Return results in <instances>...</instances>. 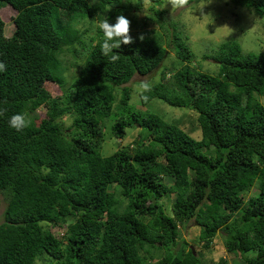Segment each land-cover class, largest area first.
<instances>
[{"label":"trees","instance_id":"obj_1","mask_svg":"<svg viewBox=\"0 0 264 264\" xmlns=\"http://www.w3.org/2000/svg\"><path fill=\"white\" fill-rule=\"evenodd\" d=\"M201 1L211 0L189 4ZM225 1L264 16V0ZM145 3L148 14L138 19ZM163 4L0 0L16 11L10 37L0 17V101H7L0 103V264H205L184 240L172 249L179 225L190 221L200 228V248H214L220 234L232 264H264V106L256 98L264 96V53L222 42L212 57L218 74L204 73L192 65L182 31L157 8ZM119 14L131 21L135 42L114 49L112 62L92 27ZM171 52L180 67L161 66L139 103L195 113L197 139L130 103L126 85ZM40 108L45 116L36 123ZM24 112L29 126L9 127V117ZM127 129L136 136L103 156L105 131L124 140ZM172 196L167 215L162 200Z\"/></svg>","mask_w":264,"mask_h":264},{"label":"rangeland","instance_id":"obj_2","mask_svg":"<svg viewBox=\"0 0 264 264\" xmlns=\"http://www.w3.org/2000/svg\"><path fill=\"white\" fill-rule=\"evenodd\" d=\"M151 5L144 4L142 12L137 13L138 19L148 14V8ZM159 10H165L168 20H171L176 24L175 28L181 30L185 44L189 47L193 53L192 65L198 70L210 74L217 75L220 70V65L212 60V57L216 54L217 48L222 42L234 40L241 46L242 53H264V16L256 15L248 9L237 7L234 8L232 4L225 0H211L201 1L198 3H191L184 8H172L168 0H164V4L157 7ZM16 15V11L9 5L0 7V17L4 22V35L10 37L14 31L13 17ZM96 23H93L92 29H94ZM156 28L157 26H151ZM86 26L82 27V29ZM161 31V30H160ZM172 32V29H169ZM135 32L133 28L131 35ZM92 31L87 33V36H91ZM134 36V35H132ZM187 38V39H185ZM71 61L70 55L66 56ZM161 66H166L168 70H175L180 67L176 60L175 53H172L161 63L160 67L154 70L152 73L146 76L135 75L131 81L126 85L131 90L130 103L135 106L136 109L145 111L148 109L149 113H154L160 116L163 120L169 123L178 124L186 132H191V136L194 138H200L199 128H195L196 115L195 113L186 109L171 107L160 100H152L147 106H142L139 103L138 88L142 81H146L149 84L152 81H157L159 78V71ZM74 69L69 68V71L64 74L66 84L71 82V74ZM55 94L58 93L56 87H52ZM256 98L264 106V96ZM39 123L40 118L45 116V109L40 108L36 111ZM64 126L70 125V118L63 119ZM191 127V128H190ZM194 129V130H193ZM137 134V130H126V136L124 140H117L110 135L109 131H105V141L102 145L101 153L107 157L113 154L121 145L127 144ZM168 183V180H166ZM168 202L166 199L162 200L164 204V212L167 215H171V206L174 201V197L170 198ZM5 207V203L1 202L0 208V222L1 214ZM200 228L194 221H190L184 225H179L178 238L176 245L172 247L174 252L181 249L182 241L184 240L189 246L193 247L194 251H197L196 256H201L203 263L209 264L219 257L226 258L227 261L232 264V258L224 249L223 237L218 234L216 237V244L214 248L205 250L200 248L197 243ZM199 247V249H198ZM247 254H245V257ZM36 264H44L42 261H37Z\"/></svg>","mask_w":264,"mask_h":264},{"label":"clouds","instance_id":"obj_3","mask_svg":"<svg viewBox=\"0 0 264 264\" xmlns=\"http://www.w3.org/2000/svg\"><path fill=\"white\" fill-rule=\"evenodd\" d=\"M172 8H184L189 4V0H168ZM95 27L102 32L103 39L98 41L101 52L104 56L109 57L112 62L119 59V54L115 53L114 49H119L121 45H131L135 41L131 35V21L124 16L119 14L115 17V22L110 23L108 18L105 17L99 21ZM136 39L143 41L144 36L141 34ZM6 70V65L0 62V72ZM151 91V86L148 82L142 81L138 88V97L142 102H147L149 97L145 94ZM7 101H0V103H6ZM6 110L0 109V115H3ZM31 120L28 118V114L16 113L9 117V127L16 131H22L29 126Z\"/></svg>","mask_w":264,"mask_h":264},{"label":"water","instance_id":"obj_4","mask_svg":"<svg viewBox=\"0 0 264 264\" xmlns=\"http://www.w3.org/2000/svg\"><path fill=\"white\" fill-rule=\"evenodd\" d=\"M191 250H192V252H193V254H194V251H193V248L191 247Z\"/></svg>","mask_w":264,"mask_h":264}]
</instances>
